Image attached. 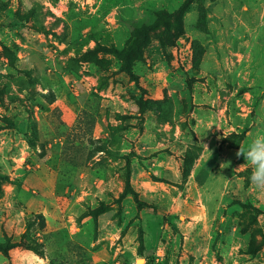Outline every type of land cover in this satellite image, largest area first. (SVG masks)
Wrapping results in <instances>:
<instances>
[{
    "label": "rangeland",
    "instance_id": "obj_1",
    "mask_svg": "<svg viewBox=\"0 0 264 264\" xmlns=\"http://www.w3.org/2000/svg\"><path fill=\"white\" fill-rule=\"evenodd\" d=\"M263 71L264 0H0V241L42 243L0 264H145L138 226L156 243L169 205L122 195L132 165L172 153L163 122L194 85L230 104L250 89L264 129ZM241 159L246 201L209 264H264V189Z\"/></svg>",
    "mask_w": 264,
    "mask_h": 264
},
{
    "label": "crops",
    "instance_id": "obj_2",
    "mask_svg": "<svg viewBox=\"0 0 264 264\" xmlns=\"http://www.w3.org/2000/svg\"><path fill=\"white\" fill-rule=\"evenodd\" d=\"M205 88L194 85L184 89L183 100L175 104L174 121L164 120L165 134L170 136L167 145L172 153L166 152L151 169L143 164L132 165L130 180L140 199L147 204L169 205L167 210L159 208L158 215L153 212L158 218L159 240L153 245H145L143 235L145 264H149V256L157 254L153 264H209L217 261L212 257L213 252L225 247L223 237L230 234L229 230L236 229V225L230 228L236 217L234 214L237 210L242 211L239 208L242 204L237 199L246 201L245 197H233L231 193H236V185L239 191L242 189L239 172L246 167L241 159L243 155L237 156L236 153L239 148L247 151L255 136L264 131L261 115L255 118L249 115L255 95L250 89L244 90L236 96V102L220 103L216 97L210 100L212 91ZM261 94L260 107L264 105V88ZM145 113L154 125L160 121V116L153 110ZM154 127L150 130L155 133ZM195 146L199 148L185 175L186 153ZM146 151H150L149 148ZM179 151L181 155L176 159L175 153ZM137 208L140 209L138 205ZM139 235L140 225L137 252ZM231 247L228 244L226 250ZM110 260L114 261L113 258Z\"/></svg>",
    "mask_w": 264,
    "mask_h": 264
},
{
    "label": "trees",
    "instance_id": "obj_3",
    "mask_svg": "<svg viewBox=\"0 0 264 264\" xmlns=\"http://www.w3.org/2000/svg\"><path fill=\"white\" fill-rule=\"evenodd\" d=\"M133 50L132 46H128L127 49L125 51H121L122 54H124L126 56V60L130 59V55H131V51ZM155 101V100H154ZM154 101L150 102V105H147L144 107V111L146 110H153L157 115L160 116L161 113V107L159 106V103L156 102L154 103ZM196 156V152L191 150H188L186 153V157H185V162H184V174L187 175V173L190 170V167L192 165V162L194 160V157ZM128 193H131L133 195L134 200L136 201L138 207L140 208L142 205L146 206V202H144L143 200L140 199L139 193L134 189L130 178L128 177L125 183V188L124 191L122 193V195H126ZM35 220V219H34ZM28 227L31 226V222H28L27 224ZM140 246H139V253L142 254L143 253V246H142V242H143V228L140 229ZM24 246L30 249H33L35 251H38L40 249V246H42L41 242H35L33 244H29L27 243L23 237L21 240L19 241H14L12 238H8L6 241L2 242L0 241V250H2L3 252H5L6 254L9 252L10 248L14 247V246ZM54 264H65L63 262H58V263H54Z\"/></svg>",
    "mask_w": 264,
    "mask_h": 264
},
{
    "label": "clouds",
    "instance_id": "obj_4",
    "mask_svg": "<svg viewBox=\"0 0 264 264\" xmlns=\"http://www.w3.org/2000/svg\"><path fill=\"white\" fill-rule=\"evenodd\" d=\"M237 156L243 155L247 162L252 166L251 181L260 188L264 189V133H258L248 145L247 151L239 148Z\"/></svg>",
    "mask_w": 264,
    "mask_h": 264
}]
</instances>
